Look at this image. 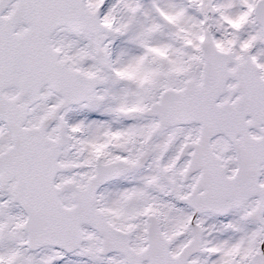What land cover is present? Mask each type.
Wrapping results in <instances>:
<instances>
[{"label":"snow or ice","instance_id":"1","mask_svg":"<svg viewBox=\"0 0 264 264\" xmlns=\"http://www.w3.org/2000/svg\"><path fill=\"white\" fill-rule=\"evenodd\" d=\"M0 264H264V0H0Z\"/></svg>","mask_w":264,"mask_h":264}]
</instances>
